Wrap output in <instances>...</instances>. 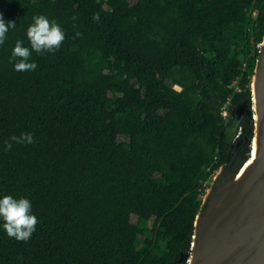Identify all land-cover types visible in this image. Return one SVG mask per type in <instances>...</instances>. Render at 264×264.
<instances>
[{
	"label": "trees",
	"instance_id": "obj_1",
	"mask_svg": "<svg viewBox=\"0 0 264 264\" xmlns=\"http://www.w3.org/2000/svg\"><path fill=\"white\" fill-rule=\"evenodd\" d=\"M0 13L16 22L0 45V198L30 199L39 220L27 241L0 220V264H187L204 183L250 101L264 0H0ZM37 13L65 40L17 72ZM23 132L34 143L6 151Z\"/></svg>",
	"mask_w": 264,
	"mask_h": 264
},
{
	"label": "water",
	"instance_id": "obj_2",
	"mask_svg": "<svg viewBox=\"0 0 264 264\" xmlns=\"http://www.w3.org/2000/svg\"><path fill=\"white\" fill-rule=\"evenodd\" d=\"M256 81L261 124L259 154L237 182L235 178L252 152L232 169L222 166L216 171L203 196L204 207L196 216L187 264H264V38L252 76V82ZM253 90L247 110L253 119L249 129L251 151L257 123ZM242 109L241 105L233 109L234 120L240 118Z\"/></svg>",
	"mask_w": 264,
	"mask_h": 264
},
{
	"label": "clouds",
	"instance_id": "obj_3",
	"mask_svg": "<svg viewBox=\"0 0 264 264\" xmlns=\"http://www.w3.org/2000/svg\"><path fill=\"white\" fill-rule=\"evenodd\" d=\"M72 19L75 21L77 17L73 16ZM93 19L99 22V15H94ZM10 28L15 29L16 22L13 20L5 21L2 13H0V45L5 43ZM81 35L82 33L79 31L75 33V37ZM65 36V32L54 19L50 20L40 13L34 14L32 23L26 29L29 46H25L24 40L17 39L12 48L9 63L13 64L14 70L17 72L34 71L38 64L32 60L33 51L37 55L55 53L61 47ZM13 143H34L33 134L23 132L19 136H10L4 143L5 150H11ZM0 220L3 221L2 227L6 234L19 241L29 240L39 223L38 217L32 212L30 199L23 196L16 198L8 194L0 198Z\"/></svg>",
	"mask_w": 264,
	"mask_h": 264
},
{
	"label": "flooded vegetation",
	"instance_id": "obj_4",
	"mask_svg": "<svg viewBox=\"0 0 264 264\" xmlns=\"http://www.w3.org/2000/svg\"><path fill=\"white\" fill-rule=\"evenodd\" d=\"M249 103L247 100H244L243 103L239 104L243 106L241 116L239 119L234 120L228 124L233 130V139L231 142V160L227 162L224 166L232 169L233 166L242 160L243 157L250 155L251 150H249L251 143L249 142L251 135L249 132H245L247 127L253 126V119L250 118L247 114V110L249 109Z\"/></svg>",
	"mask_w": 264,
	"mask_h": 264
},
{
	"label": "bare ground",
	"instance_id": "obj_5",
	"mask_svg": "<svg viewBox=\"0 0 264 264\" xmlns=\"http://www.w3.org/2000/svg\"><path fill=\"white\" fill-rule=\"evenodd\" d=\"M252 87H253V101H254V113H255V121L256 123V135L255 138L253 139V143H252V154L251 157L249 158V160H247L246 164L241 168V170L239 171V173L237 174V177L235 178V181L237 182L241 176L244 174V172L247 170V168L254 162V160L256 159V157L259 154L260 151V146H261V124H260V114H259V110H258V98H257V81L256 82H252Z\"/></svg>",
	"mask_w": 264,
	"mask_h": 264
},
{
	"label": "built area",
	"instance_id": "obj_6",
	"mask_svg": "<svg viewBox=\"0 0 264 264\" xmlns=\"http://www.w3.org/2000/svg\"><path fill=\"white\" fill-rule=\"evenodd\" d=\"M237 89H238V87H237ZM238 90H240V88H239ZM227 105H228V104H226V106L223 108V112H222V113H223V116H224V117H227V116H228ZM215 174H216V171H215L214 174L212 175V178L209 179L208 181H206V182L204 183V190H205L204 195H205L206 192L208 191L209 186H210V184L212 183V180L214 179Z\"/></svg>",
	"mask_w": 264,
	"mask_h": 264
},
{
	"label": "rangeland",
	"instance_id": "obj_7",
	"mask_svg": "<svg viewBox=\"0 0 264 264\" xmlns=\"http://www.w3.org/2000/svg\"><path fill=\"white\" fill-rule=\"evenodd\" d=\"M235 84H236V83H235ZM235 84H234V85H235ZM236 88H237V87H236ZM238 89H239V87H238ZM250 157H251V156H250ZM212 181H213V180H212ZM210 186H211V184H210ZM210 186H209V188H210Z\"/></svg>",
	"mask_w": 264,
	"mask_h": 264
}]
</instances>
